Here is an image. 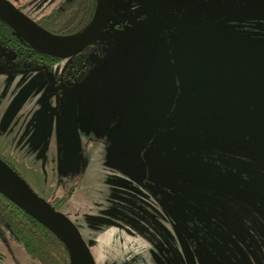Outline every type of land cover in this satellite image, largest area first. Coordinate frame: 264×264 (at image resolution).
<instances>
[{
    "label": "rangeland",
    "instance_id": "1",
    "mask_svg": "<svg viewBox=\"0 0 264 264\" xmlns=\"http://www.w3.org/2000/svg\"><path fill=\"white\" fill-rule=\"evenodd\" d=\"M7 1L29 15L34 5L53 0H33L24 7L28 0ZM220 1L228 11L212 20L201 3L185 15L190 1L110 0L117 22L132 16L148 33L97 36L102 49L96 61L78 62L77 71H56L60 76L54 77L53 90L38 64L11 60L0 48V154L9 156L43 200L71 193L59 212L77 230L93 264H264L262 225L250 235L251 251L240 238V245L225 238L233 246L220 243L226 249H219L209 237L207 251H195L188 243L189 237L199 242L193 218L213 225L195 204L212 190L190 175L211 174L207 164L214 160L208 158L234 153L227 142L213 139V133L194 136L189 144L153 139V132L167 125L155 118L170 93L184 96L193 90V96L203 97L193 100L202 105L196 108L198 129L206 121L218 123L228 110L222 103L232 94L214 90L220 83L210 84L219 72L224 70L225 80L228 71L264 74V0ZM135 10L141 11L136 17ZM160 19L167 22L150 21ZM64 65L65 57L54 67ZM14 68L24 71L11 73ZM210 104L224 107L217 111ZM204 105L211 118L203 113ZM183 129L177 127L175 134ZM157 162L162 164L153 167ZM14 263L43 264L15 240H0V264Z\"/></svg>",
    "mask_w": 264,
    "mask_h": 264
},
{
    "label": "trees",
    "instance_id": "2",
    "mask_svg": "<svg viewBox=\"0 0 264 264\" xmlns=\"http://www.w3.org/2000/svg\"><path fill=\"white\" fill-rule=\"evenodd\" d=\"M32 1H23L21 6L29 5ZM16 8L20 9L19 6ZM94 8L95 0H53L50 4L34 5L29 10V15L25 14L50 33L72 35L87 26ZM31 13H33L32 16ZM0 48L9 52L11 60L30 63V65L36 63L35 59H42L46 62L54 59L52 58L54 56L36 50L29 45L1 18ZM65 59L71 61L67 63L65 70L74 67L77 71L81 67L78 62H74L77 59L76 55L65 57ZM32 70L30 69V71ZM223 73H219L216 81H211L210 84L214 83L215 86L220 83L214 87V90L217 91L216 87L226 88L225 91L232 94L228 98V102L223 100L222 103L228 109L223 117L224 120L220 118L218 123L212 122V124L206 121V127L197 129L196 108H201L202 105L201 103L194 105L193 100L203 97H197L195 94L193 96V90L186 91L184 96H181V93H170V96H166L165 107L161 109L160 116L155 118V121L158 119L167 125L166 127L161 126L153 132V136L157 133L153 138L154 142H161L163 139V142H181V144L187 142L189 144L194 136L213 133V139L227 142L234 152L232 154L224 153L223 156L226 158L220 157L216 161L214 158H208L207 161H214H209L207 164L211 174L205 178L198 174L190 175L192 181L204 182L208 185L206 186L207 190H212L205 192L202 200L195 201L198 207L196 208L197 212L213 223V225L207 226L200 222L199 216L193 218L196 223H192L191 226L195 227V234L197 233L199 242L196 237H189L188 243L195 251H207L209 246L207 238L209 237H211V242L214 241L216 248L220 243H231L230 245L233 246L232 242L227 241L229 239V241L235 240L240 245L236 239H241L243 244L246 243L244 244L245 248L247 247L251 251L253 245L250 242V235L259 231L258 227L261 225L260 233L262 235L264 233V74L248 73L247 76H236L232 72H227L225 74L227 80H225L222 76ZM217 79L220 82H217ZM212 98H218V96ZM223 105H213L214 110L222 111ZM203 107L202 111L206 113L205 105ZM206 118L211 117L207 114ZM181 125H185V129L175 134L177 127ZM221 126H224V130ZM211 127L216 128L208 131L207 129H211ZM227 134L236 135H230V138ZM220 147L223 145L220 144ZM162 149H159V156H163ZM190 156L195 157V155ZM0 158L23 179L21 173L10 161L9 156L0 154ZM161 164L162 162H157L153 167H158ZM200 165L202 167L204 164ZM193 171L197 173L195 169L188 170L189 174ZM180 180V184L187 182V179L184 181L183 177ZM171 187L175 188V186ZM166 188L173 190L169 187ZM70 194L69 191L65 192L50 198L47 202L54 210H59ZM200 201H205V204H201ZM192 213L193 210L190 211L193 217ZM209 228L212 230L211 234L207 230ZM6 239L18 242L28 255L43 264H68V253L60 239L50 229L0 194V240L5 242ZM218 248L222 249L225 246Z\"/></svg>",
    "mask_w": 264,
    "mask_h": 264
},
{
    "label": "water",
    "instance_id": "3",
    "mask_svg": "<svg viewBox=\"0 0 264 264\" xmlns=\"http://www.w3.org/2000/svg\"><path fill=\"white\" fill-rule=\"evenodd\" d=\"M227 10L228 6L223 3L219 7L220 15ZM0 18L35 49L63 58L79 52L105 28L111 18L110 0H95L94 12L89 23L83 30L72 35L50 33L7 0H0ZM45 73L51 90L52 78L48 71ZM0 194L38 220L60 239L68 253V264H93L73 224L59 210H54L47 201L39 197L1 158Z\"/></svg>",
    "mask_w": 264,
    "mask_h": 264
},
{
    "label": "flooded vegetation",
    "instance_id": "4",
    "mask_svg": "<svg viewBox=\"0 0 264 264\" xmlns=\"http://www.w3.org/2000/svg\"><path fill=\"white\" fill-rule=\"evenodd\" d=\"M185 1H190V2H187V3H189V6H188L189 8L191 6H193V5H197V4L201 3L202 6L204 8H206V10L208 11V13L211 14L212 20L218 19V18H220L221 16H223L224 14L227 13L226 12V13L220 15V13H219V7H221V5H223V2H221L220 0H199V1H195V0H185ZM190 11H192V8H190L189 11H187L185 9V11H184L185 15L186 14H189ZM140 12H141L140 10H135V12H134L135 17L138 16ZM169 16H170L171 20H173V22H175V23L177 22L176 20L173 19V16H171V15H169ZM127 17L128 18H126V17L123 18L122 17L117 22L116 17L114 16V14H112V11H111L110 21L107 23V25L105 26V28L97 36L102 39L105 35L106 36L111 35L112 32L115 31L116 32V35L123 36L125 34V32H126V34H128V36L130 38H134L136 36L135 34L139 35V34H142L144 32L147 33L145 31V29H144V26H143L142 21H140L137 18H134L133 20L130 19L132 16H127ZM151 22L157 23L159 25H163L164 23L167 22V19L165 21H164V19H160L158 21H153L152 20ZM113 23H115V24L113 25ZM183 23H184V21H181L180 22V24H183ZM99 38H97V39H99ZM97 39L96 40L93 39L88 45H86L79 52H77L76 54H74V55L77 56V59L74 60V62H80L81 65H82V64L87 63L88 61H90L92 59H93V61H96L97 56H98V52L102 49L101 41H98ZM120 40H124V39H120ZM52 58H54L53 61H47L46 62V61H44L42 59H35L34 62H36V64H38L37 67H39V69L42 68L41 70L44 73H45V71H48L49 72V74H50V76L52 78L53 84H54V82L56 81L55 78L58 79L59 76H60L59 73L56 72V71H59L61 74L64 73L62 71V68H65L67 66V63H69L71 61L65 59V65L64 66H59V69L58 68L55 69L54 65L56 64V62L59 61V60H63L64 57H63V59L62 58H56V57H52ZM31 64H33V63H31ZM13 67H21V66H13ZM13 72H15L16 74H18L21 71L20 70H16V68H14V69L11 70V73H13ZM214 72L215 71H213L212 73H214ZM221 72H224V70H222ZM221 72H219V73H221ZM53 89H55L54 86H53V88L51 90H53ZM16 112L19 113L20 112V109H18Z\"/></svg>",
    "mask_w": 264,
    "mask_h": 264
},
{
    "label": "crops",
    "instance_id": "5",
    "mask_svg": "<svg viewBox=\"0 0 264 264\" xmlns=\"http://www.w3.org/2000/svg\"><path fill=\"white\" fill-rule=\"evenodd\" d=\"M42 99H43V97H41L40 100L42 101ZM22 103H23V101L20 103V105H21ZM20 105L18 106V109H20ZM18 109H17V110H18ZM17 110H16V111H17Z\"/></svg>",
    "mask_w": 264,
    "mask_h": 264
}]
</instances>
